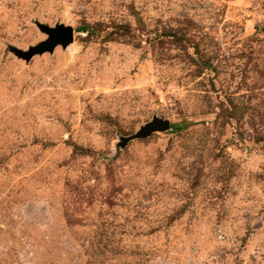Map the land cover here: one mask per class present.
Returning a JSON list of instances; mask_svg holds the SVG:
<instances>
[{
  "label": "rangeland",
  "instance_id": "1",
  "mask_svg": "<svg viewBox=\"0 0 264 264\" xmlns=\"http://www.w3.org/2000/svg\"><path fill=\"white\" fill-rule=\"evenodd\" d=\"M0 264H264V0H0Z\"/></svg>",
  "mask_w": 264,
  "mask_h": 264
},
{
  "label": "water",
  "instance_id": "2",
  "mask_svg": "<svg viewBox=\"0 0 264 264\" xmlns=\"http://www.w3.org/2000/svg\"><path fill=\"white\" fill-rule=\"evenodd\" d=\"M42 30L50 35V39L44 43L41 47L32 49L27 54V59L30 60L33 56L37 54H42L46 51H54L55 47L58 45H63L64 47L69 46L74 41V30L72 27H66L60 25L57 28H51L46 25H42ZM171 129V124L167 120L155 119L153 122L149 123L146 127H143L133 138H144L149 137L158 131H169Z\"/></svg>",
  "mask_w": 264,
  "mask_h": 264
}]
</instances>
